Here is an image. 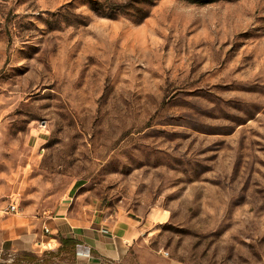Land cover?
<instances>
[{
  "label": "rangeland",
  "instance_id": "374dc122",
  "mask_svg": "<svg viewBox=\"0 0 264 264\" xmlns=\"http://www.w3.org/2000/svg\"><path fill=\"white\" fill-rule=\"evenodd\" d=\"M14 196L148 219L178 264H264V0H0V207Z\"/></svg>",
  "mask_w": 264,
  "mask_h": 264
},
{
  "label": "crops",
  "instance_id": "0c3cea01",
  "mask_svg": "<svg viewBox=\"0 0 264 264\" xmlns=\"http://www.w3.org/2000/svg\"><path fill=\"white\" fill-rule=\"evenodd\" d=\"M5 208L0 207V254L51 253L61 239H69L73 264H178L152 244L148 219L103 215L69 204L47 215L6 213Z\"/></svg>",
  "mask_w": 264,
  "mask_h": 264
},
{
  "label": "built area",
  "instance_id": "2783aa9c",
  "mask_svg": "<svg viewBox=\"0 0 264 264\" xmlns=\"http://www.w3.org/2000/svg\"><path fill=\"white\" fill-rule=\"evenodd\" d=\"M6 213H17L19 212V208H18V203H17V198L11 197L10 202L8 203V205L5 208ZM43 231L44 232H48V229L46 227H43ZM164 256L168 255V252L165 250H159Z\"/></svg>",
  "mask_w": 264,
  "mask_h": 264
},
{
  "label": "trees",
  "instance_id": "16d2710c",
  "mask_svg": "<svg viewBox=\"0 0 264 264\" xmlns=\"http://www.w3.org/2000/svg\"><path fill=\"white\" fill-rule=\"evenodd\" d=\"M61 243L67 245V244H72L73 242L69 239H61Z\"/></svg>",
  "mask_w": 264,
  "mask_h": 264
}]
</instances>
